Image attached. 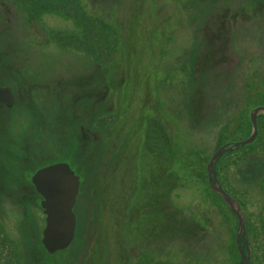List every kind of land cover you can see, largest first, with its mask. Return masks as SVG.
<instances>
[{
  "label": "rangeland",
  "instance_id": "rangeland-1",
  "mask_svg": "<svg viewBox=\"0 0 264 264\" xmlns=\"http://www.w3.org/2000/svg\"><path fill=\"white\" fill-rule=\"evenodd\" d=\"M13 1L0 27V87L15 97L0 106V264H247V252L264 264L263 114L255 140L214 166L244 216L243 261L207 177L264 108V0ZM60 163L80 178L76 229L49 255L31 179Z\"/></svg>",
  "mask_w": 264,
  "mask_h": 264
},
{
  "label": "water",
  "instance_id": "water-1",
  "mask_svg": "<svg viewBox=\"0 0 264 264\" xmlns=\"http://www.w3.org/2000/svg\"><path fill=\"white\" fill-rule=\"evenodd\" d=\"M0 104L11 108L14 104V96L9 88L0 87ZM263 114L264 108L259 107L250 113L252 132L250 137L242 142L222 146L211 157L207 166L208 185L213 193L219 196L235 216L238 224L237 248L240 258L243 261L240 248V240L246 244L244 216L239 204L230 197L220 186L214 175V166L219 157L232 153L240 147L251 144L257 136V117ZM70 176L67 185L62 182L53 184L45 182L44 176L51 175L53 171ZM31 183L38 195L42 198L40 204L45 218V228L42 232L41 244L44 250L53 255L66 250L72 243L76 228V217L73 207L79 193V178L74 175L69 166L65 163L50 165L40 169L31 179ZM248 264V252L246 256ZM242 264H245L244 262Z\"/></svg>",
  "mask_w": 264,
  "mask_h": 264
},
{
  "label": "flooded vegetation",
  "instance_id": "flooded-vegetation-1",
  "mask_svg": "<svg viewBox=\"0 0 264 264\" xmlns=\"http://www.w3.org/2000/svg\"><path fill=\"white\" fill-rule=\"evenodd\" d=\"M14 9V1L13 0H0V27L1 26H4V29L3 30H5L7 27H8V29H9V25H6V24H4V22L6 21V23L7 24H9L11 21H10V17H12V14L14 13L13 10ZM37 16H39V14L37 15ZM41 21L39 20V23H40ZM32 24H30L29 26H31ZM8 29H7V31H8ZM7 31H6V33H7ZM1 33H5L4 31H1ZM1 33H0V35H1ZM5 46V45H4ZM1 47V46H0ZM0 64H3V61H2V58L0 57ZM2 73H4V74H7V72H2ZM4 74H3V77H4ZM119 85H121V83H119ZM14 100H15V97H14ZM0 106L2 107L3 105H1L0 104ZM84 133H82V135H83ZM83 139L85 140V139H88V137L87 136H83ZM86 141V140H85ZM0 166H1V168H3L2 167V165H1V163H0ZM73 171V170H72ZM74 172V171H73ZM74 174H75V172H74ZM76 175V174H75ZM0 177H1V175H0ZM78 177V176H77ZM79 178V177H78ZM79 184H80V178H79ZM6 186H1V188H0V191H4L5 192V190H4V188H5ZM75 207V206H74ZM150 208H156V206H155V204L153 203V202H151L150 203ZM144 209H147V207L146 208H144ZM141 211V210H140ZM149 240H150V242H152V240H153V242H154V240H157V236H154V234H150L149 235ZM144 247H145V245H144ZM146 248V247H145ZM150 248H152V247H150ZM150 248H147V249H150ZM152 251H154V248L153 249H151ZM150 250V251H151ZM141 253L142 252H140L137 256H138V259L140 258V260H141V258L142 257H144V255H141ZM154 254H156V252H153L152 253V256H151V261H153V260H155V261H158L157 260V258H155V257H157V256H154ZM136 264H138V260H136ZM140 264H143V263H141V261H140Z\"/></svg>",
  "mask_w": 264,
  "mask_h": 264
},
{
  "label": "snow or ice",
  "instance_id": "snow-or-ice-1",
  "mask_svg": "<svg viewBox=\"0 0 264 264\" xmlns=\"http://www.w3.org/2000/svg\"><path fill=\"white\" fill-rule=\"evenodd\" d=\"M44 180L45 182L51 181L53 184L57 182H62L63 184L67 185L70 181V176L65 174H60L54 170L51 175H45Z\"/></svg>",
  "mask_w": 264,
  "mask_h": 264
}]
</instances>
